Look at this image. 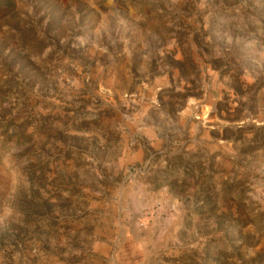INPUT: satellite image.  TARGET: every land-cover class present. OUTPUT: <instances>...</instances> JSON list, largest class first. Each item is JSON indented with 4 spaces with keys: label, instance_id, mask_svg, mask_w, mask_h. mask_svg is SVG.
<instances>
[{
    "label": "rangeland",
    "instance_id": "rangeland-1",
    "mask_svg": "<svg viewBox=\"0 0 264 264\" xmlns=\"http://www.w3.org/2000/svg\"><path fill=\"white\" fill-rule=\"evenodd\" d=\"M0 264H264V0H0Z\"/></svg>",
    "mask_w": 264,
    "mask_h": 264
}]
</instances>
